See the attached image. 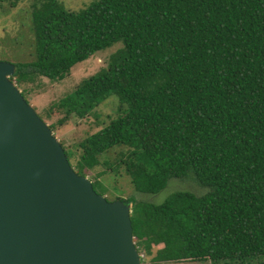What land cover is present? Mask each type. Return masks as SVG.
<instances>
[{"label": "trees", "instance_id": "trees-1", "mask_svg": "<svg viewBox=\"0 0 264 264\" xmlns=\"http://www.w3.org/2000/svg\"><path fill=\"white\" fill-rule=\"evenodd\" d=\"M31 7L34 60L14 64L16 87L36 77L60 82L96 52L122 45L53 104L61 124L109 97L119 102L121 115L79 144L75 165L62 147L71 168L85 176L120 145L129 149L124 165L135 192L157 194L171 179L203 191H176L160 204L118 199L132 205L138 253L151 256L163 244L155 263L264 264V0H97L78 12L32 0ZM92 187L103 195L99 182Z\"/></svg>", "mask_w": 264, "mask_h": 264}, {"label": "water", "instance_id": "water-1", "mask_svg": "<svg viewBox=\"0 0 264 264\" xmlns=\"http://www.w3.org/2000/svg\"><path fill=\"white\" fill-rule=\"evenodd\" d=\"M0 61V264H141L127 204L70 166Z\"/></svg>", "mask_w": 264, "mask_h": 264}, {"label": "rangeland", "instance_id": "rangeland-1", "mask_svg": "<svg viewBox=\"0 0 264 264\" xmlns=\"http://www.w3.org/2000/svg\"><path fill=\"white\" fill-rule=\"evenodd\" d=\"M67 10L78 12L85 9L91 2L97 0H58ZM32 0H20L16 7L12 8L7 3L0 5V61L8 63H25L34 60L35 41L31 23ZM122 45L117 43L110 48L96 52L86 61L76 64L69 74L60 82H50L44 77H36L33 82L22 83L17 87L19 91H26L29 105L40 115L42 120L52 127V135L61 146L74 153L71 164L75 165L82 150L79 144L87 137L100 131L111 120L121 115L118 110L119 102L115 96L103 101L95 110L84 118H78L71 114L66 121L57 124L63 117V112L53 108L65 95L85 78L97 73L106 67L112 54ZM129 149L117 145L99 157L100 165L92 171H86V177L92 182L97 181L103 187V197L109 201L129 199L134 197L136 201L151 204L162 203L171 193L176 191H190L202 194L201 188L193 181L187 179H171L167 186L157 194H142L135 192L130 177L126 174L124 161L128 159ZM118 168L115 172L112 168ZM102 173L98 177L96 175ZM200 188V190L198 189ZM99 191V189H97ZM205 190V189H203ZM120 201V200H119ZM129 209L132 205L128 204ZM163 244L153 246L151 256H143L141 264H223L213 260L182 261L155 263L151 260L155 252L161 249ZM252 255V254H251ZM250 255V256H251ZM264 255V254H263ZM259 259H263L261 257ZM262 260V261H263ZM261 260H247L244 263L235 262L228 264H260Z\"/></svg>", "mask_w": 264, "mask_h": 264}, {"label": "clouds", "instance_id": "clouds-1", "mask_svg": "<svg viewBox=\"0 0 264 264\" xmlns=\"http://www.w3.org/2000/svg\"><path fill=\"white\" fill-rule=\"evenodd\" d=\"M14 65V64H13ZM11 81V80H10ZM12 82V81H11ZM12 83H14V82H12ZM15 85V84H14ZM16 86V85H15ZM17 88V87H16ZM21 92V91H20ZM25 100H26V102L28 103V101H27V99L26 98H24ZM29 104V103H28ZM35 111V110H34ZM37 114V113H36ZM38 115V114H37ZM38 116H40V115H38ZM49 127V126H48ZM128 205V204H127ZM135 243V242H134ZM136 247V246H135ZM137 248V247H136ZM138 251V250H137ZM140 255V258L142 259L143 258V254H139ZM142 261V260H141Z\"/></svg>", "mask_w": 264, "mask_h": 264}]
</instances>
